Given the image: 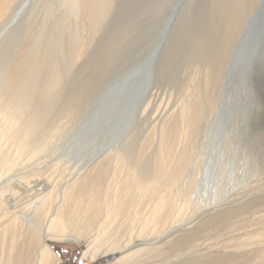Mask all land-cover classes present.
<instances>
[{"label":"bare ground","instance_id":"1","mask_svg":"<svg viewBox=\"0 0 264 264\" xmlns=\"http://www.w3.org/2000/svg\"><path fill=\"white\" fill-rule=\"evenodd\" d=\"M117 1L0 0V264H64L55 251L59 245L79 247L82 260L93 264H264V140L239 133L237 111L245 109L238 106L229 70L239 59L242 31L262 28L264 0H210L206 14L195 17L216 23L210 40L209 30L195 29L187 53L208 55L204 83L192 79L183 87L181 106L161 116L150 156L139 132L121 140L91 133L88 148L72 156L62 149L60 130L88 109L101 75L92 74L71 92L64 107L71 65L84 56ZM154 47L144 64L152 61ZM111 106L92 114L104 117L100 132L121 122ZM145 106L144 113L150 104ZM216 109L203 136L216 139L199 164L192 136L205 111ZM221 115L225 133L218 131ZM254 126L263 135L264 121ZM232 146L239 153L233 164ZM199 167L200 186L190 178Z\"/></svg>","mask_w":264,"mask_h":264},{"label":"rangeland","instance_id":"2","mask_svg":"<svg viewBox=\"0 0 264 264\" xmlns=\"http://www.w3.org/2000/svg\"><path fill=\"white\" fill-rule=\"evenodd\" d=\"M185 1L187 5H184L186 4ZM185 1L183 4L179 0H118L112 8L113 11L111 10L110 16L102 27L98 28L101 31L97 32L90 45H87L86 53L76 62L77 64L74 63V56H70L71 62L73 61L72 63H74L71 67H74L71 69V74H69L68 86L65 87L69 92H65L66 95L64 94V99L62 98L63 106L67 105L66 103L70 99L69 96L78 90L80 85L88 80L92 74L100 72L98 74L101 76L103 74V78L100 76L102 80L100 78L99 80L101 82L98 80L95 84L96 88L93 86L92 88L95 89H91L93 91L90 94L91 96H88V109L80 115L74 116L64 131L60 130V133H62V149L64 147L68 148L71 151V155L75 156L85 148H88L85 141H87L91 133H111L116 140H121L122 137H127L128 135L133 137L139 132L138 136L142 137V145L146 155L150 156L152 154L156 147L154 145L157 138L156 131H158L156 129V123L161 116L169 115L177 109V106H181L185 100L183 97L186 95L184 88L186 85H192V79H196L198 85L204 83L203 76H205V70H207L209 62L207 54L198 57L195 54L193 56L189 54L188 56L187 53L191 49L190 44L197 29H202V33L205 32L207 34L209 32V38L207 37V40L211 39L210 34L213 31L210 32V29H213L216 23L212 27V22L208 17L206 21L195 20L198 13L206 14L210 7V0ZM176 3L177 6L180 4V7H176ZM171 17H173L172 20ZM221 26L220 29H223V26L222 28ZM248 27L242 31L241 35L243 39L240 38L241 40H239L236 48V50L241 49L239 51V59L238 57L236 58V62H233L235 65L233 64L234 66H231L229 70L232 73L231 80L234 84L232 85L234 94L236 95L239 92L238 100H240V104L238 103V106L245 109L241 113L237 111L239 114L238 118L240 117L239 120L241 121L239 124V133H247L246 136L248 138L250 137L251 140L254 138L259 139L260 137V140H264V133L263 135H261L262 133H255L256 127L254 126L256 122L264 121V24L262 25L263 29H259L261 32L254 31L250 33ZM250 29L252 30V27ZM126 33L127 35L131 33L130 37H125ZM250 35L251 37H249ZM246 39L247 43L250 42L248 47L239 48ZM210 42L208 41V43ZM152 47H154L152 50L154 52V58L152 57V61H147L144 64V61L147 59V54ZM251 52H253V56ZM176 53H178V57ZM205 53H208V48ZM248 53L251 54L249 57L247 56ZM242 54H246V57L245 55L243 56V58L245 57L244 59L241 58ZM103 56H106V60ZM247 57L249 59H246ZM101 71L104 72L102 73ZM69 80L72 81L69 82ZM70 84L71 87H69ZM234 94L233 97H235ZM124 103H131V105L126 107L125 105L127 104L124 105ZM142 103L143 105H141ZM241 103L245 106H242ZM110 104L114 106H111L113 107L110 110L112 113L114 111V114L119 113L121 117L123 116L121 118L122 123L120 121L118 125L116 123V129L112 128L110 131L100 132L97 127L104 117H102V113H99V117H93L95 115L98 116L96 112L97 107L106 106L109 109ZM146 104H150V106H148L147 111L144 113L143 111L147 107L145 106ZM63 106L62 108L65 107ZM118 106H120L119 110L117 109ZM214 113H217V109L216 112L210 110L205 111L204 117L192 136V156L194 161L199 164L202 163L209 141L216 139V137H203L209 133L211 122L215 119L214 116H217ZM243 113L246 115L242 116ZM95 120L96 127L94 126ZM226 120V117L224 118L222 115L218 118V131L220 133H225L226 131V125H222L220 121ZM231 121L232 116L227 123L229 133H233L230 130L232 127ZM219 147L222 150L223 145ZM233 147H231L232 152H230L231 156L228 159L229 163L232 164L234 160L237 161L239 155ZM220 154L222 158L225 157L222 153ZM246 170H248V167H244L241 170V175ZM187 171H190V167ZM203 177L201 167H199V172L194 170L190 178L193 182H196V185L198 184L200 186ZM222 186L224 190V185ZM55 248L56 253L64 264H93L82 260V250L79 247L59 245L55 246Z\"/></svg>","mask_w":264,"mask_h":264}]
</instances>
